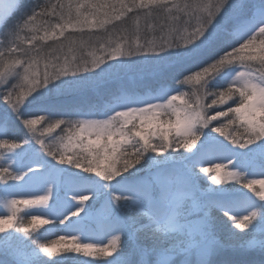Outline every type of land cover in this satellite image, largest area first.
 Instances as JSON below:
<instances>
[{
	"label": "snow or ice",
	"instance_id": "1",
	"mask_svg": "<svg viewBox=\"0 0 264 264\" xmlns=\"http://www.w3.org/2000/svg\"><path fill=\"white\" fill-rule=\"evenodd\" d=\"M70 256L264 264V0H0V264Z\"/></svg>",
	"mask_w": 264,
	"mask_h": 264
},
{
	"label": "trees",
	"instance_id": "2",
	"mask_svg": "<svg viewBox=\"0 0 264 264\" xmlns=\"http://www.w3.org/2000/svg\"><path fill=\"white\" fill-rule=\"evenodd\" d=\"M100 35H102V34H100ZM85 39H87V35L85 36ZM83 52H85V51H83ZM82 52V53H83ZM78 54H80V53H78ZM170 86H175V82L174 81H168L167 82ZM151 94H155V93H151ZM238 187V186H237ZM60 233V232H59ZM59 233H57V232H53V233H51V235L50 236H48V238L49 239H54V238H56V236L59 234ZM68 259H70L69 261L70 262H68V263H76L75 261H76V259H82V257H79V258H77V257H74V256H70ZM66 261H68L67 259H66ZM63 263H65V262H63Z\"/></svg>",
	"mask_w": 264,
	"mask_h": 264
},
{
	"label": "rangeland",
	"instance_id": "3",
	"mask_svg": "<svg viewBox=\"0 0 264 264\" xmlns=\"http://www.w3.org/2000/svg\"><path fill=\"white\" fill-rule=\"evenodd\" d=\"M40 2H43V0H40ZM157 35H159L158 33H157ZM90 50V49H89ZM85 57H87V51H85V52H83L82 53ZM97 54H99V53H97ZM245 191H247V190H245ZM73 219H75V218H73ZM89 227H91V228H95V227H97V224L94 222V223H92V224H90L89 225ZM41 231H43V230H41ZM53 232H57V233H59V231L58 230H56V229H53L52 230V232L51 233H53ZM51 233L50 234H48V236H50L51 235ZM59 234H62V233H59ZM58 234V235H59ZM82 259H85V258H82ZM68 261H64L65 263H63V264H76V263H68V262H70L71 260L70 259H67ZM70 260V261H69ZM76 262V261H75Z\"/></svg>",
	"mask_w": 264,
	"mask_h": 264
}]
</instances>
